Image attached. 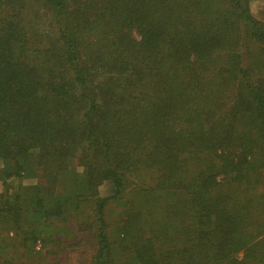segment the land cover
I'll return each mask as SVG.
<instances>
[{"label": "trees", "instance_id": "16d2710c", "mask_svg": "<svg viewBox=\"0 0 264 264\" xmlns=\"http://www.w3.org/2000/svg\"><path fill=\"white\" fill-rule=\"evenodd\" d=\"M80 215L90 264H264L250 0H0V264Z\"/></svg>", "mask_w": 264, "mask_h": 264}, {"label": "rangeland", "instance_id": "374dc122", "mask_svg": "<svg viewBox=\"0 0 264 264\" xmlns=\"http://www.w3.org/2000/svg\"><path fill=\"white\" fill-rule=\"evenodd\" d=\"M250 9L256 18L264 20V0H250ZM105 190L106 186L101 187L100 192L102 195ZM81 210L83 216L89 213L88 208H82ZM119 212L120 207L110 206L107 216L110 224L118 217ZM80 216L76 220L70 219L62 225L63 227L60 226L61 232L67 236L63 240L64 243L75 244V247L67 249L62 256L60 255V264H90V256L93 255L96 247L95 238L92 229L86 227L85 224H81L80 227L76 226L81 221L82 216ZM119 258L123 259L121 255H119Z\"/></svg>", "mask_w": 264, "mask_h": 264}]
</instances>
